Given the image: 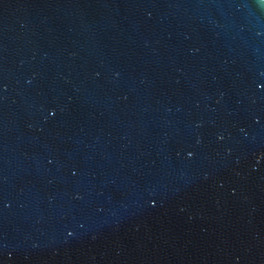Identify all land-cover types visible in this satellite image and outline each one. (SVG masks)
Wrapping results in <instances>:
<instances>
[{"label":"water","instance_id":"obj_1","mask_svg":"<svg viewBox=\"0 0 264 264\" xmlns=\"http://www.w3.org/2000/svg\"><path fill=\"white\" fill-rule=\"evenodd\" d=\"M0 264H264V0H0Z\"/></svg>","mask_w":264,"mask_h":264}]
</instances>
